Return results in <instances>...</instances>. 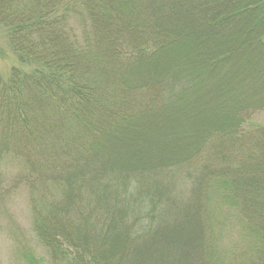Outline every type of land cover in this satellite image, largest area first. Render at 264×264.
<instances>
[{"label":"trees","instance_id":"trees-1","mask_svg":"<svg viewBox=\"0 0 264 264\" xmlns=\"http://www.w3.org/2000/svg\"><path fill=\"white\" fill-rule=\"evenodd\" d=\"M0 28L27 264H264V0H0Z\"/></svg>","mask_w":264,"mask_h":264},{"label":"rangeland","instance_id":"rangeland-1","mask_svg":"<svg viewBox=\"0 0 264 264\" xmlns=\"http://www.w3.org/2000/svg\"><path fill=\"white\" fill-rule=\"evenodd\" d=\"M14 67L20 65L0 28V76L8 79ZM255 120L257 124H264V114L255 117ZM4 167V174L12 171L8 161ZM25 192L12 193L0 202V264H27L25 258L29 255L37 260L45 257L32 232L30 206Z\"/></svg>","mask_w":264,"mask_h":264}]
</instances>
